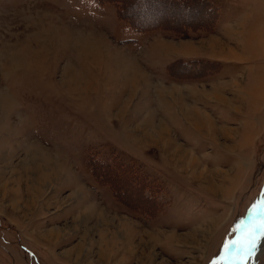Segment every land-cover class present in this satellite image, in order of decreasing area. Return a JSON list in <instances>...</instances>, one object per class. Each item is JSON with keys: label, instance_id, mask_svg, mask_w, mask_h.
I'll use <instances>...</instances> for the list:
<instances>
[{"label": "rangeland", "instance_id": "374dc122", "mask_svg": "<svg viewBox=\"0 0 264 264\" xmlns=\"http://www.w3.org/2000/svg\"><path fill=\"white\" fill-rule=\"evenodd\" d=\"M263 198L264 0H0V264H228Z\"/></svg>", "mask_w": 264, "mask_h": 264}, {"label": "bare ground", "instance_id": "6f19581e", "mask_svg": "<svg viewBox=\"0 0 264 264\" xmlns=\"http://www.w3.org/2000/svg\"><path fill=\"white\" fill-rule=\"evenodd\" d=\"M212 43H211V46H212V48H213V50L214 51H221V43H219V41H217V39L215 40H212L211 41ZM219 48V49H218ZM225 48V47H224ZM225 50V49H224ZM68 77H67V81H69V80H73L72 82H77L80 78L79 77H77L76 75H70V74H68L67 75ZM76 76V77H75ZM69 78V79H68ZM70 82V81H69ZM216 96V98L218 99V100H220V101H222V102H224V103H229V100L227 101V99L225 98V97H223L217 90H215L214 92H213ZM181 112L183 113V116H185L186 118H190L191 120H189V119H186L189 123H191V125L192 126H194L197 130H199V131H201V125H199V122H200V120H198L197 118H194V116L193 115H191V110L190 109H188V107H185V106H181ZM152 119V118H151ZM203 119V118H202ZM204 120V119H203ZM152 122V121H151ZM202 123H204V124H206L205 122H202ZM153 124V123H152ZM147 125V124H146ZM150 125V124H149ZM148 127V126H147ZM152 127H154V126H152ZM162 127H160V129H161ZM158 129V128H157ZM163 130H164V128H162ZM161 129V130H162ZM155 131V130H154ZM153 131V132H154ZM147 135L148 136H150V137H154V133H147ZM157 138V137H156ZM153 140H155V139H153ZM35 148H37V147H33V149H35ZM40 149L38 148V149H35V150H33L34 151V153H35V155H37L39 158V160H41L42 162H44L45 164H44V166H42V165H38V166H32L31 168H29L28 169V172L30 173V172H33V174L34 173H37L38 172V170H41V169H43V167L45 168V169H47V170H53V172H51V173H49L47 176H46V179L44 180V179H41V181H39V183L40 184H42V185H44V184H46V180H48L50 177H51V179H52V173H53V175L55 174V175H58V173H61L62 174V172H61V170H62V164L60 163V162H58L57 161V159L56 158H54V157H52V156H50V155H48L47 154V156H44V155H41L38 151H39ZM41 151V150H40ZM179 151V150H178ZM42 152V151H41ZM42 153H44V152H42ZM39 155H41L42 157H40ZM194 163H195V160L194 159H191V158H188L187 159V163L186 164H188L189 166H194ZM59 164H60V167H59ZM53 165V166H52ZM61 169V170H60ZM193 172H195V171H193ZM202 176V175H201ZM38 182V181H37ZM212 183V182H211ZM213 184V183H212ZM219 190V189H218ZM89 212H87L86 214H84V215H86L87 217H91V216H93V211H91L90 209L88 210ZM264 215V198H263V201L259 204V206L256 208V210H255V212H254V214H252V216L247 220V221H245L244 222V224H243V227H242V229H240V238H238V239H236L235 241H234V243H233V246H232V254H231V256H229V258H228V261H229V263L228 264H237L236 263V257L239 255V245L236 243L237 241H239V242H241V239H242V236L246 233V232H248L251 228H253V226L254 225H257L258 224V222H259V220H260V218H261V216H263ZM214 221V220H213ZM216 222H214V224H215ZM173 234V233H172ZM171 236H175L174 234L173 235H171ZM242 243V242H241Z\"/></svg>", "mask_w": 264, "mask_h": 264}, {"label": "trees", "instance_id": "16d2710c", "mask_svg": "<svg viewBox=\"0 0 264 264\" xmlns=\"http://www.w3.org/2000/svg\"><path fill=\"white\" fill-rule=\"evenodd\" d=\"M186 6H190L189 4H185ZM212 5V4H211ZM214 6V5H213ZM122 11H120L119 13L121 14ZM123 19H127L129 20V18L121 16ZM130 21V20H129ZM131 22V21H130ZM131 24L135 27H138L139 24L136 22V20L132 21ZM153 25V24H152ZM161 27L160 25L155 26V28ZM163 27V26H162ZM154 28V27H153ZM167 28V27H164ZM147 29V28H146ZM137 30H140L139 28H137ZM202 61H194L192 62V64L194 63H200L201 64ZM189 65V64H188ZM176 66V65H175ZM174 66V67H175ZM104 170H107V173L104 174L107 177V181H104L108 184H110L114 190V193L116 194V196L118 197V199H120L121 201H124V199H122L121 194L119 189H118V185H119V175L124 174V177H129V175L132 174V178H131V184L132 186L135 185L136 187H140L142 192H145V190L147 189H153L151 182H149L147 179H145L141 174H139V172L137 170H135L134 168H130V167H120L118 165H116L115 163H113V161L110 162V167L108 169H106L105 167H103ZM102 171V169H101ZM106 171H104L105 173ZM131 173V174H130ZM134 176V177H133ZM128 180V179H127ZM129 181V180H128ZM145 195V194H144ZM148 197V196H147ZM145 196V198L147 199L146 201L149 202L150 199L147 198ZM145 201V202H146ZM155 208H151V207H147L146 208V213H148L150 216L160 213L163 208L159 206L158 203L154 204ZM150 206H152V204H150ZM135 208V207H134ZM151 208V210H149Z\"/></svg>", "mask_w": 264, "mask_h": 264}, {"label": "snow or ice", "instance_id": "6c2138e0", "mask_svg": "<svg viewBox=\"0 0 264 264\" xmlns=\"http://www.w3.org/2000/svg\"><path fill=\"white\" fill-rule=\"evenodd\" d=\"M262 229H264V221H262L260 224L254 225L253 228L248 231L243 243L239 241L236 242L239 245L240 252L238 259L243 261L244 264H247L249 260L254 259V253L257 249L258 241L260 239L258 232H260Z\"/></svg>", "mask_w": 264, "mask_h": 264}, {"label": "water", "instance_id": "95a60500", "mask_svg": "<svg viewBox=\"0 0 264 264\" xmlns=\"http://www.w3.org/2000/svg\"><path fill=\"white\" fill-rule=\"evenodd\" d=\"M262 221H264V215L261 216V218H260V220H259L260 223H261ZM242 226H243V225H242ZM242 226H241V227H242ZM258 235H260V232H258ZM239 255H240V253H239ZM239 255L237 256L236 263H237V264H243L244 262L241 261L240 259H238Z\"/></svg>", "mask_w": 264, "mask_h": 264}]
</instances>
